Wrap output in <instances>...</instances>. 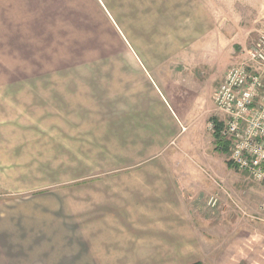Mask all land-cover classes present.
<instances>
[{"label": "crops", "instance_id": "crops-1", "mask_svg": "<svg viewBox=\"0 0 264 264\" xmlns=\"http://www.w3.org/2000/svg\"><path fill=\"white\" fill-rule=\"evenodd\" d=\"M100 3L134 55L132 81L56 87L33 93L37 108L24 105L40 123L37 152L52 154L63 173L39 194L0 201V264H264V237L248 227L211 241L191 193L196 181L167 161L186 134L191 101L221 83L232 57L226 43L256 38L264 0ZM40 86L32 89H49ZM24 145L27 153L35 144ZM13 148L0 142V155ZM4 175L0 188L13 191L3 165ZM38 177L16 184L38 185Z\"/></svg>", "mask_w": 264, "mask_h": 264}, {"label": "rangeland", "instance_id": "rangeland-1", "mask_svg": "<svg viewBox=\"0 0 264 264\" xmlns=\"http://www.w3.org/2000/svg\"><path fill=\"white\" fill-rule=\"evenodd\" d=\"M255 30L256 38L252 42L226 43L223 51L232 52L226 69L244 61L245 52L264 37L263 23ZM134 61V55L107 17L100 0H0V131L11 133L7 139L0 138V142L14 147L13 153L8 150L1 154L0 161L13 171L15 180L13 191L0 188V201L39 194L49 177L63 173L55 167L58 163L53 162L52 154H46L44 149L37 152L40 123L35 114L23 112L25 104L30 111L38 107L33 93H50L56 87L117 85L129 78L132 81ZM199 76L205 78L203 73ZM209 78L207 75L204 80ZM219 83V80L210 82L207 100L200 94L191 101L186 134L181 136L182 143L172 146L167 161L183 167L179 172L196 181L191 186L195 191L191 193L198 214L206 223V229L202 230L211 241L228 239L231 232L245 230L243 227L250 228L247 233L259 239L260 234L264 237V185L228 167L231 165L228 142L219 131L216 139L210 129L212 120L222 119L212 102ZM39 84L52 89H32ZM219 141L227 145L226 151L218 148ZM25 142L35 144L27 153L22 152ZM28 173L39 176L38 185L16 184L27 181ZM5 180V175L0 177V182ZM210 197L217 198L215 207L208 206ZM239 233L240 237L246 235Z\"/></svg>", "mask_w": 264, "mask_h": 264}, {"label": "built area", "instance_id": "built-area-1", "mask_svg": "<svg viewBox=\"0 0 264 264\" xmlns=\"http://www.w3.org/2000/svg\"><path fill=\"white\" fill-rule=\"evenodd\" d=\"M244 56L226 70L212 102L222 116L218 131L228 142L232 168L264 185V37ZM210 129L215 131L212 122ZM217 201L210 197L208 206Z\"/></svg>", "mask_w": 264, "mask_h": 264}, {"label": "trees", "instance_id": "trees-1", "mask_svg": "<svg viewBox=\"0 0 264 264\" xmlns=\"http://www.w3.org/2000/svg\"><path fill=\"white\" fill-rule=\"evenodd\" d=\"M211 122L214 123V125H215V131L213 134H214L215 138L217 139V131L220 127V124L216 120H212ZM217 144H218V148L221 149L222 151L227 150V145L224 144L223 142L219 141V142H217ZM228 167H232V166L228 165Z\"/></svg>", "mask_w": 264, "mask_h": 264}]
</instances>
